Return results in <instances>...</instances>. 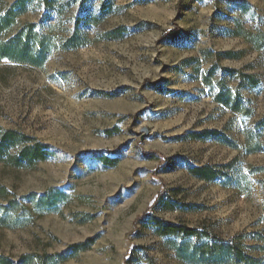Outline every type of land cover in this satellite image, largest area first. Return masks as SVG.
I'll list each match as a JSON object with an SVG mask.
<instances>
[{"label": "rangeland", "instance_id": "obj_1", "mask_svg": "<svg viewBox=\"0 0 264 264\" xmlns=\"http://www.w3.org/2000/svg\"><path fill=\"white\" fill-rule=\"evenodd\" d=\"M48 3L0 34L33 24L30 47L46 53L0 60V141L12 131L47 152L0 155V257L264 264V0ZM75 26L89 44L64 49ZM203 166L215 178L195 177Z\"/></svg>", "mask_w": 264, "mask_h": 264}, {"label": "trees", "instance_id": "obj_2", "mask_svg": "<svg viewBox=\"0 0 264 264\" xmlns=\"http://www.w3.org/2000/svg\"><path fill=\"white\" fill-rule=\"evenodd\" d=\"M1 1L2 0H0V2ZM29 2H31V0H15V2L12 4L10 9L7 11L6 17L0 18V34L5 33V30L14 23L17 16L26 12L27 5ZM45 5L46 6L49 5L48 0H45ZM33 27H34L33 24L30 23L26 24L25 28L22 30V32H20L17 35V37H15L9 42L0 43V60L9 59L13 61H22L31 64L41 65L45 59L46 53L43 50V48L42 51H37L33 53V50L30 47V43H32L31 34L33 31ZM25 30L27 31V34L25 36L26 39L22 38V34L25 32ZM176 35H177L176 32H170L168 38L169 39L174 38ZM88 44H89V40L87 39V37L85 35H80L77 26H75L72 35L64 42L63 48L78 49L87 46ZM41 47L42 46H39V48ZM209 133L210 132L208 133L205 132L204 134L206 135ZM27 142H29V138L23 135L22 136L18 135L12 131H7L0 141V155H2V153H4V151H7L9 148L15 147L17 143L18 144L26 143L16 158L17 164L21 162H26L28 164H31L36 161L45 160L47 156V152L45 151V148L38 143H35L33 145H27ZM193 174L195 177L206 181L212 180L216 176V173L207 166L196 168L193 171ZM3 191L4 188H0V192ZM9 204L12 203L10 202ZM159 229L162 230L163 231L162 233L164 234L170 232H178L190 236L196 233L195 229L188 228L185 226H176L170 223L165 224L163 226H159ZM87 247L88 245L83 243L73 246V249L75 251H78V250H85ZM219 247H223V246L220 245ZM240 255H241L240 252H238L237 253L238 260L241 259ZM60 260H62V258H60ZM0 263L10 264V262L6 261V259L1 257H0Z\"/></svg>", "mask_w": 264, "mask_h": 264}]
</instances>
